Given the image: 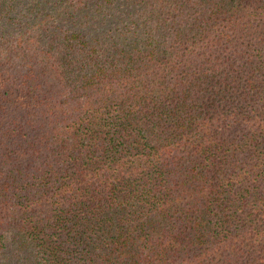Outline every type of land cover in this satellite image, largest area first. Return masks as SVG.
I'll use <instances>...</instances> for the list:
<instances>
[{
	"label": "trees",
	"instance_id": "trees-1",
	"mask_svg": "<svg viewBox=\"0 0 264 264\" xmlns=\"http://www.w3.org/2000/svg\"><path fill=\"white\" fill-rule=\"evenodd\" d=\"M0 264H264V0H0Z\"/></svg>",
	"mask_w": 264,
	"mask_h": 264
}]
</instances>
